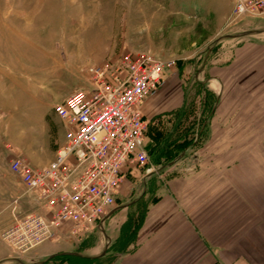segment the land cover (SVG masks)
<instances>
[{
	"label": "rangeland",
	"instance_id": "1",
	"mask_svg": "<svg viewBox=\"0 0 264 264\" xmlns=\"http://www.w3.org/2000/svg\"><path fill=\"white\" fill-rule=\"evenodd\" d=\"M231 2L0 0V142L12 121L21 132L30 112L36 124L49 123V139L30 130L32 142L41 154L50 151L65 128L56 106L90 87L94 66L127 53L165 63L157 91L168 98L145 113L148 164L120 189L114 213L72 238L68 251L93 257L106 250L102 264H112L125 245L122 225L131 222L130 249L150 203L179 178L195 264L264 254V17L234 14ZM169 142L176 157L156 159ZM37 247L22 255L8 247L0 264H42L51 256L31 259Z\"/></svg>",
	"mask_w": 264,
	"mask_h": 264
},
{
	"label": "built area",
	"instance_id": "2",
	"mask_svg": "<svg viewBox=\"0 0 264 264\" xmlns=\"http://www.w3.org/2000/svg\"><path fill=\"white\" fill-rule=\"evenodd\" d=\"M232 4L234 14L264 17V0ZM164 68L151 54L127 53L94 66L90 87L74 90L56 106L65 140L54 159L43 167H32L23 156L9 163L37 209L0 234L5 245L22 255L61 239L67 223L78 241L105 222L135 168L149 162L143 105L161 87Z\"/></svg>",
	"mask_w": 264,
	"mask_h": 264
},
{
	"label": "crops",
	"instance_id": "3",
	"mask_svg": "<svg viewBox=\"0 0 264 264\" xmlns=\"http://www.w3.org/2000/svg\"><path fill=\"white\" fill-rule=\"evenodd\" d=\"M153 97L155 99L152 101H145L147 103L143 105L144 113L154 114L161 109L168 98V91L160 89L149 98ZM26 114L27 122L25 126H21V132L12 131L14 126L21 124L12 121L11 132L7 133V136L10 137L6 139V142L4 139L0 142V234L15 223L20 216L37 209L33 197L24 193V186L20 178L11 173L10 161L21 155L32 167L46 166L54 159L57 149L65 140L64 128L61 131L60 140L56 143L57 147L41 154L35 147V141L32 142L30 133L34 130H41L43 138L49 139L47 135L49 123L39 121L36 124L33 113L27 112ZM15 129L18 130L17 127ZM9 142L13 143L14 149H9ZM180 185L181 180L175 178L170 182L169 187L162 189L158 198L151 202L147 208L135 244L126 252L118 254L112 264H195L194 227L185 212L182 211L185 205L180 200L183 194ZM70 226L69 223L64 225L63 229L66 232L61 240L47 241L49 244L46 246H43V243L39 245L30 254L31 259L39 260L58 252H70L68 246L73 244L68 231ZM10 253L11 250L0 239V261L8 258ZM229 263L264 264V254L257 252V255L251 254L249 257L241 253Z\"/></svg>",
	"mask_w": 264,
	"mask_h": 264
},
{
	"label": "trees",
	"instance_id": "4",
	"mask_svg": "<svg viewBox=\"0 0 264 264\" xmlns=\"http://www.w3.org/2000/svg\"><path fill=\"white\" fill-rule=\"evenodd\" d=\"M170 145H171V142H169V144L166 145V148L164 147L158 148L157 149L158 151L156 150L157 151L156 159H159L160 157H164V156L166 158L174 156L175 153L173 152V149H169ZM130 226H131V222L130 223L125 222L122 225V233H123L122 237L123 236L126 237V240L123 243L125 245H122V247L118 249L119 254L128 250V246L133 242V241L131 242L130 235H129L130 234L129 231L131 228ZM102 259H103V256L88 257V256H84L81 254H76V253L58 252L54 254L53 256H51L47 261L43 262L42 264H50V263H53V264H102L103 262Z\"/></svg>",
	"mask_w": 264,
	"mask_h": 264
},
{
	"label": "water",
	"instance_id": "5",
	"mask_svg": "<svg viewBox=\"0 0 264 264\" xmlns=\"http://www.w3.org/2000/svg\"><path fill=\"white\" fill-rule=\"evenodd\" d=\"M219 98V97H218ZM215 106H216V104H215ZM215 106H214V108H213V110H212V112H211V114H210V116L209 117H211L212 116V114H213V112H214V109H215ZM173 163H175V161H173V162H171V163H169V164H173ZM113 213V212H112ZM111 213V214H112ZM105 248H107V243H106V247ZM105 252H106V250H104V251H102V253L100 254V255H98V256H103L104 254H105ZM66 253H72V252H66ZM77 254V253H76ZM54 255V254H53ZM53 255H51V256H53Z\"/></svg>",
	"mask_w": 264,
	"mask_h": 264
}]
</instances>
